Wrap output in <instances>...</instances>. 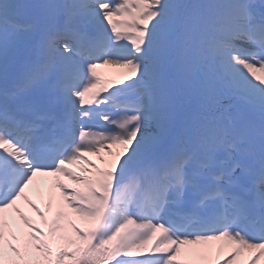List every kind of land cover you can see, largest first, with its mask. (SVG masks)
Segmentation results:
<instances>
[{
	"label": "snow or ice",
	"instance_id": "obj_1",
	"mask_svg": "<svg viewBox=\"0 0 264 264\" xmlns=\"http://www.w3.org/2000/svg\"><path fill=\"white\" fill-rule=\"evenodd\" d=\"M25 37L33 55L24 76L0 89V264H189L178 259L182 249L204 246L187 251L211 260L213 242L232 257L224 264L246 252L248 264H259L264 0H206L180 13L169 0H0V59ZM101 64L129 69L130 83L105 80ZM172 68L178 93L165 84ZM129 91L138 100L119 104L115 118L98 113ZM177 103L187 105L178 125ZM98 115L110 127L88 123ZM105 149L112 159L101 156L104 167L88 158ZM37 176L56 178L46 203L51 220L27 192ZM63 176L84 187L70 190ZM178 203L187 211L166 218ZM65 205L91 227L77 226Z\"/></svg>",
	"mask_w": 264,
	"mask_h": 264
},
{
	"label": "bare ground",
	"instance_id": "obj_2",
	"mask_svg": "<svg viewBox=\"0 0 264 264\" xmlns=\"http://www.w3.org/2000/svg\"><path fill=\"white\" fill-rule=\"evenodd\" d=\"M112 68H114V69H122V68H118V67H115V66H112V65H110ZM102 71L104 72V73H107L103 68H102ZM120 71H122V70H120ZM42 179H48V178H51V176L50 177H47V176H40ZM70 185H74V183L73 182H71V183H69ZM76 184V183H75ZM77 185V184H76ZM76 185H74V186H76ZM50 187H51V184H50ZM51 191L53 192V194H54V196H55V199L56 200H60V195L61 194H59L57 191H56V189H51ZM64 207H66V205L64 206Z\"/></svg>",
	"mask_w": 264,
	"mask_h": 264
}]
</instances>
